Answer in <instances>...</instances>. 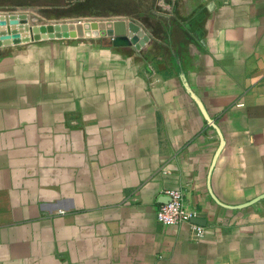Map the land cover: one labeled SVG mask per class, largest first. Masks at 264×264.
Here are the masks:
<instances>
[{
  "label": "crops",
  "instance_id": "obj_1",
  "mask_svg": "<svg viewBox=\"0 0 264 264\" xmlns=\"http://www.w3.org/2000/svg\"><path fill=\"white\" fill-rule=\"evenodd\" d=\"M166 6L169 59L139 35L32 102L0 92V264H264V196L226 206L264 193V0ZM184 82L223 134L211 171L219 135ZM170 187L202 238L157 220Z\"/></svg>",
  "mask_w": 264,
  "mask_h": 264
},
{
  "label": "rangeland",
  "instance_id": "obj_2",
  "mask_svg": "<svg viewBox=\"0 0 264 264\" xmlns=\"http://www.w3.org/2000/svg\"><path fill=\"white\" fill-rule=\"evenodd\" d=\"M166 2L167 0H0V12L26 13L32 24L70 19H134L150 36L143 50L137 52L151 60H159L158 56L162 54L163 60L169 59L170 52L166 48L154 51L153 47L158 44L157 38L163 41L165 47L170 46L164 33L165 14L168 11ZM151 31L155 37L151 36ZM106 44H113L111 37H49L0 46V92H7L12 87L14 93L25 95L15 96V103L27 100L32 102L37 99L38 91L52 92L59 76L62 79L67 77L70 59L81 62L105 60L102 55L108 52L101 51L102 47L98 45ZM86 45L92 47L87 48ZM125 49L112 48L109 53L120 57L118 55L134 52L131 48ZM80 65L85 66V63L78 64ZM60 71L63 72L62 75Z\"/></svg>",
  "mask_w": 264,
  "mask_h": 264
},
{
  "label": "water",
  "instance_id": "obj_3",
  "mask_svg": "<svg viewBox=\"0 0 264 264\" xmlns=\"http://www.w3.org/2000/svg\"><path fill=\"white\" fill-rule=\"evenodd\" d=\"M148 38L147 32L142 25L128 18H105V19H70L64 21H53L46 23H30L26 13L23 12H0V46L9 45L29 41L31 39H43L49 37H101L109 36L113 44H131L141 45L144 41L140 38ZM186 89L190 92L193 99L196 101L200 111L207 120L208 124L212 125L218 135L219 143L212 157L210 171L215 163V160L223 147L224 138L219 126L215 120L209 116L201 100L184 82ZM264 196V193L259 194L252 199L237 205L240 206L253 203ZM213 197L218 200L214 195ZM168 199V197H167ZM166 199V200H167ZM191 220L200 224H204V219L198 216L191 217Z\"/></svg>",
  "mask_w": 264,
  "mask_h": 264
},
{
  "label": "built area",
  "instance_id": "obj_4",
  "mask_svg": "<svg viewBox=\"0 0 264 264\" xmlns=\"http://www.w3.org/2000/svg\"><path fill=\"white\" fill-rule=\"evenodd\" d=\"M163 193L168 199L158 205L155 212L157 220L164 224L187 222L190 226V238L196 240L202 238L205 234V226L191 220V217L197 215L186 206L183 189L170 187L163 189Z\"/></svg>",
  "mask_w": 264,
  "mask_h": 264
}]
</instances>
